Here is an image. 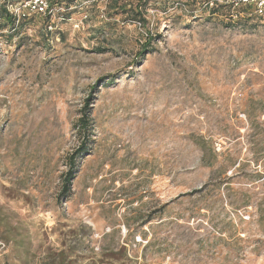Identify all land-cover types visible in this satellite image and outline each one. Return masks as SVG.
I'll list each match as a JSON object with an SVG mask.
<instances>
[{"label":"rangeland","instance_id":"obj_1","mask_svg":"<svg viewBox=\"0 0 264 264\" xmlns=\"http://www.w3.org/2000/svg\"><path fill=\"white\" fill-rule=\"evenodd\" d=\"M27 1L0 19V264H264V16Z\"/></svg>","mask_w":264,"mask_h":264},{"label":"trees","instance_id":"obj_2","mask_svg":"<svg viewBox=\"0 0 264 264\" xmlns=\"http://www.w3.org/2000/svg\"><path fill=\"white\" fill-rule=\"evenodd\" d=\"M9 0L5 1L4 3H0V19L3 20V24L8 25L11 28V32L12 34L17 32L19 29V26L21 25V21L22 18L18 15H15L14 13H12L10 11V9L7 6ZM48 5H49V10L52 11H47V12H42V13H49L52 14L54 13L53 10V4L54 2L52 0H47ZM225 9H227V14H225L226 17L230 18L229 20H234V18H236L237 21H241L243 19H245V15H248L250 12H253L255 14H257L254 4H250V3H246L243 0H228L227 3H223V4H217L214 7H211L212 12L215 15L218 14H224L223 12L225 11ZM233 10H237V15L236 17L233 15ZM37 13H41V11L38 10H31ZM24 16H26L25 13H23ZM258 16H264V15H259ZM149 36V34H148ZM150 37V36H149ZM151 40H146L145 43H143V49L141 50V52L139 53V55H144L145 50L150 46ZM92 98H88L86 101V104L83 108V116L80 119V126L82 127L83 130H87L90 129V115H89V105L91 102ZM88 150L87 148H82ZM72 165L75 168V162L72 161ZM73 170L71 169L66 175H65V182H64V189H63V195H67V197L69 196V192H70V186H71V181L73 180V178L75 177L73 174ZM72 264V263H71Z\"/></svg>","mask_w":264,"mask_h":264},{"label":"built area","instance_id":"obj_3","mask_svg":"<svg viewBox=\"0 0 264 264\" xmlns=\"http://www.w3.org/2000/svg\"><path fill=\"white\" fill-rule=\"evenodd\" d=\"M243 1L246 3L254 4L257 14L264 15V0H243ZM26 5L30 8V10H38L41 12L52 11L49 10L50 8L47 0H28Z\"/></svg>","mask_w":264,"mask_h":264}]
</instances>
